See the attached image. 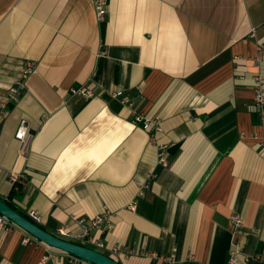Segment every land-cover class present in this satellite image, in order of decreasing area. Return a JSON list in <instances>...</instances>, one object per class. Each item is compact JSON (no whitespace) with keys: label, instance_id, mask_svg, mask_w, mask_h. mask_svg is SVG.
Here are the masks:
<instances>
[{"label":"crops","instance_id":"1","mask_svg":"<svg viewBox=\"0 0 264 264\" xmlns=\"http://www.w3.org/2000/svg\"><path fill=\"white\" fill-rule=\"evenodd\" d=\"M258 45L264 0H108L101 22L93 0H0V99L35 64L0 119V197L26 172L11 201L43 229L107 213L111 228L94 234L120 264H228L234 245L239 264L264 263ZM79 85L94 95H72ZM116 90L161 131L134 123ZM137 183L149 184L141 196ZM27 234L0 233V264H69Z\"/></svg>","mask_w":264,"mask_h":264},{"label":"built area","instance_id":"2","mask_svg":"<svg viewBox=\"0 0 264 264\" xmlns=\"http://www.w3.org/2000/svg\"><path fill=\"white\" fill-rule=\"evenodd\" d=\"M96 19L98 22L104 20V16L106 13V6L108 4V0H93ZM255 65H259L260 63L264 62V50L262 49L261 45L257 46V53L253 58ZM35 64L33 62H28L25 67L23 68L19 77L15 78L7 87L4 95L0 99V119L5 117L8 113L9 108L18 101L21 92L24 90L25 85L24 81L27 75L33 70ZM253 111L257 114L260 123L264 126V78L257 74L253 78ZM70 93L72 95L84 96V97H92L94 95L92 89L87 87L86 85H79L77 87H72L70 89ZM112 97L118 98L119 101L127 106L131 107V115L133 118L134 123H142V127L146 130H150L151 126H154L155 131H161L160 120L159 119H149L143 116L141 113H138L135 108H133V101L128 99L123 95L122 90H116L110 93ZM15 138L20 142L21 149H25V144L29 138V130L28 126L25 121H21L17 127L15 132ZM261 145L264 147V136L261 140ZM165 160L162 156V153L159 154V163H164ZM12 181V191H28L29 185L27 181V174L26 172L21 173H12L11 175ZM138 195H143L145 189L149 187L148 183H137ZM1 199L8 200V196L1 197ZM12 200V199H11ZM136 201H132L127 206L129 209H135ZM27 215L29 218L38 224L39 216L38 214L33 211L29 210ZM231 222L234 225L235 230H238L240 226L243 224L242 218L238 214H232ZM76 229H67L65 227H59L53 233L55 236L82 245L86 247H90L95 249L99 252L105 253V245L102 239L97 237L94 232L96 231H107L111 228L110 223V216L107 213H101L95 215L89 219H85L84 217H79L75 220ZM15 224L10 222L8 219L0 215V233L2 231H8ZM28 237L24 239V242H28L29 238H32L29 234ZM110 257L114 258L115 255H118V249L116 247L112 248L108 253H105ZM69 264H92L87 262L81 258L75 257L73 255L67 254ZM239 256L240 252L237 248V245L229 252L228 264H239ZM256 259L259 258V255H254ZM48 256H43L40 260V263L43 264L47 260ZM115 259V258H114ZM116 260V259H115ZM244 261L248 260V257H243ZM264 264V263H261Z\"/></svg>","mask_w":264,"mask_h":264},{"label":"water","instance_id":"3","mask_svg":"<svg viewBox=\"0 0 264 264\" xmlns=\"http://www.w3.org/2000/svg\"><path fill=\"white\" fill-rule=\"evenodd\" d=\"M0 215L30 234L38 241L50 247L59 249L67 254L81 258L92 264H120L117 260L105 253L55 236L53 233L43 229L30 218L13 209L10 205L3 201L1 197Z\"/></svg>","mask_w":264,"mask_h":264},{"label":"trees","instance_id":"4","mask_svg":"<svg viewBox=\"0 0 264 264\" xmlns=\"http://www.w3.org/2000/svg\"><path fill=\"white\" fill-rule=\"evenodd\" d=\"M22 193V191H12L9 195H8V200H4L8 205H10L13 209H15L16 211H18L19 213H21V214H23V215H25L26 217H28L29 218V216L27 215V214H25V213H23V212H21L20 210H18L14 205H13V203H12V201H11V199H12V197L13 196H16V195H18V194H21Z\"/></svg>","mask_w":264,"mask_h":264}]
</instances>
